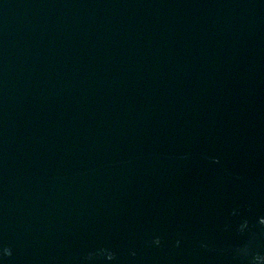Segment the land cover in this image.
Wrapping results in <instances>:
<instances>
[{
	"label": "water",
	"instance_id": "water-1",
	"mask_svg": "<svg viewBox=\"0 0 264 264\" xmlns=\"http://www.w3.org/2000/svg\"><path fill=\"white\" fill-rule=\"evenodd\" d=\"M0 264H264V0H0Z\"/></svg>",
	"mask_w": 264,
	"mask_h": 264
}]
</instances>
